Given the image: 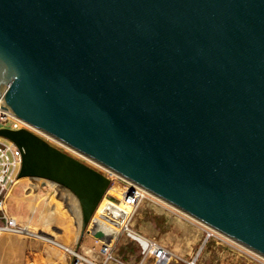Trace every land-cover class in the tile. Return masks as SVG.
Segmentation results:
<instances>
[{"label": "water", "instance_id": "obj_1", "mask_svg": "<svg viewBox=\"0 0 264 264\" xmlns=\"http://www.w3.org/2000/svg\"><path fill=\"white\" fill-rule=\"evenodd\" d=\"M3 106L264 254V0H0ZM19 177L78 198L82 235L113 178L0 127Z\"/></svg>", "mask_w": 264, "mask_h": 264}, {"label": "rangeland", "instance_id": "obj_2", "mask_svg": "<svg viewBox=\"0 0 264 264\" xmlns=\"http://www.w3.org/2000/svg\"><path fill=\"white\" fill-rule=\"evenodd\" d=\"M70 152L79 156L72 151ZM49 181L46 178L37 176L21 177L11 187L7 199V209L14 223H17L16 225L19 226V223L34 226L51 224V210L50 207H47L50 201L49 198H46L51 193L47 189L52 187L53 191H56L60 188L52 182L49 184ZM126 185L124 179L117 178L112 182L103 201L121 199L122 191ZM59 193L61 192L59 191ZM46 194H48L46 197L40 196ZM155 195L157 194L154 193ZM110 196H114V198L111 199ZM54 198L56 199L52 196L53 201ZM57 198H59V201L61 200L60 197ZM177 208L176 205L159 195L144 198L129 222V229L126 228L119 237L114 250L116 258L111 261V264H136L140 260L143 241L139 236L131 234L130 231L145 237L148 241L154 239L166 248L163 256H150V264H186V259L192 258L199 251L197 264H264V262L251 257L248 253H244L233 247V245L221 241L215 235L206 238L205 226L201 222L192 220L184 211ZM95 215L98 216V213ZM59 217L62 220L61 223L67 221L66 218H70L66 212L60 214ZM94 219L92 229L99 227ZM62 232L64 241H70L66 235H69L71 230L63 228L59 234L61 235ZM78 232L79 229L76 233ZM88 234L90 233L82 235V242L90 245L94 244L92 246L97 247V253L101 252L102 242L98 239L95 240ZM75 240H78L76 236ZM76 248L81 250L79 247ZM63 249L66 251L65 257H63L69 263V255L71 254L65 247Z\"/></svg>", "mask_w": 264, "mask_h": 264}, {"label": "built area", "instance_id": "obj_3", "mask_svg": "<svg viewBox=\"0 0 264 264\" xmlns=\"http://www.w3.org/2000/svg\"><path fill=\"white\" fill-rule=\"evenodd\" d=\"M3 103V99L0 98V127L29 128L51 143L61 147L62 149L78 154L79 157L83 160L109 174L113 178V181L117 180V178L125 180L127 185L122 191L121 199H117V201L116 199H107L106 201H103L100 208L95 213H98V216H94L96 225L98 226L100 224L98 228L100 230L106 231L107 233H110L111 235L109 240L100 239V241L102 242L101 252L93 256L77 248L70 247L61 243L63 247H65L72 255L71 264H111V261L116 258L114 255V250L116 249V246L118 244V239L126 228L129 229V222L140 202L144 198H149L150 196L156 197L157 195L154 196V193L152 191L148 190L141 184L125 178L123 175L115 172L99 160L73 148L68 143L64 142L48 130L18 116L10 108L3 106ZM21 164L22 151L20 147L10 138L0 135V232H33L27 228L17 226L11 218L10 213L7 209L8 195L10 193L11 187L19 178ZM110 197L111 199L114 198V196ZM177 209L184 211L185 214H187L192 220L201 222L205 226L207 232L206 238L215 235L221 241L229 243L238 250L244 253H248L251 257L264 262L263 253L247 246L246 244L222 232L216 227L189 214L185 210L179 207ZM118 216H121V218L123 219L120 229H117L114 223L108 221V218L114 221V219H116ZM165 251L166 248L160 245L158 241L149 239V241H147L146 243H142V256L136 264H150V256H163ZM199 252H197V254H195L192 258L186 259V264H197Z\"/></svg>", "mask_w": 264, "mask_h": 264}, {"label": "crops", "instance_id": "obj_4", "mask_svg": "<svg viewBox=\"0 0 264 264\" xmlns=\"http://www.w3.org/2000/svg\"><path fill=\"white\" fill-rule=\"evenodd\" d=\"M47 180L49 181L50 179ZM50 182L57 185L60 189L53 191V188L50 187L47 191L49 192L50 190L49 193L51 194L40 196L46 197L48 195L46 198H49L50 201L47 207H50L51 210V224L34 226L19 223V226H23L33 232H22L23 234H17L12 231L0 232V264H71L72 255H69V263L66 262L64 258L66 251H64L61 243L74 248L79 247L82 251L93 256L97 254V247L92 246L94 244L90 245L82 242L81 238L84 236L81 234L82 212L77 196L64 185L53 180H50L49 184H51ZM52 196L56 197L54 201L52 200ZM57 197H60L61 200L59 201ZM63 212H66L70 217L66 218L67 221L63 218L65 225L64 222L61 223L62 220L59 217ZM62 227L66 230H71V233L66 235L70 241H64L63 232L61 235L59 234L60 230H63ZM78 229L79 232L76 233ZM88 235L95 238V240H100L92 234ZM75 236L78 239L77 241L75 240ZM78 243L81 244L79 245Z\"/></svg>", "mask_w": 264, "mask_h": 264}, {"label": "bare ground", "instance_id": "obj_5", "mask_svg": "<svg viewBox=\"0 0 264 264\" xmlns=\"http://www.w3.org/2000/svg\"><path fill=\"white\" fill-rule=\"evenodd\" d=\"M108 221L114 223V225L117 227V229H120L121 226H122L123 219L121 218V216H118L116 219H114V221L110 220V218H108ZM130 233L139 236L144 243H146L148 241V239H146L143 236H140V235L136 234L134 231H130Z\"/></svg>", "mask_w": 264, "mask_h": 264}, {"label": "flooded vegetation", "instance_id": "obj_6", "mask_svg": "<svg viewBox=\"0 0 264 264\" xmlns=\"http://www.w3.org/2000/svg\"><path fill=\"white\" fill-rule=\"evenodd\" d=\"M103 231V230H102ZM104 232H106V231H104ZM107 233V232H106Z\"/></svg>", "mask_w": 264, "mask_h": 264}]
</instances>
